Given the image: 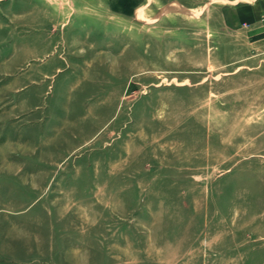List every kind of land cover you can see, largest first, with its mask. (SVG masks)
Listing matches in <instances>:
<instances>
[{
  "label": "rangeland",
  "instance_id": "obj_1",
  "mask_svg": "<svg viewBox=\"0 0 264 264\" xmlns=\"http://www.w3.org/2000/svg\"><path fill=\"white\" fill-rule=\"evenodd\" d=\"M263 14L0 0V264H264Z\"/></svg>",
  "mask_w": 264,
  "mask_h": 264
},
{
  "label": "built area",
  "instance_id": "obj_2",
  "mask_svg": "<svg viewBox=\"0 0 264 264\" xmlns=\"http://www.w3.org/2000/svg\"><path fill=\"white\" fill-rule=\"evenodd\" d=\"M260 23H261V28H262V32H263V40H264V14L261 17Z\"/></svg>",
  "mask_w": 264,
  "mask_h": 264
},
{
  "label": "bare ground",
  "instance_id": "obj_3",
  "mask_svg": "<svg viewBox=\"0 0 264 264\" xmlns=\"http://www.w3.org/2000/svg\"><path fill=\"white\" fill-rule=\"evenodd\" d=\"M83 243V242H82Z\"/></svg>",
  "mask_w": 264,
  "mask_h": 264
}]
</instances>
